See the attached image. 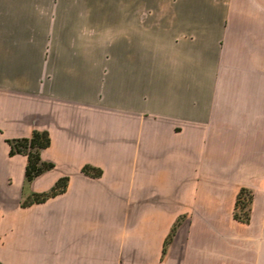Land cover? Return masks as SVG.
<instances>
[{
    "label": "crops",
    "instance_id": "0c3cea01",
    "mask_svg": "<svg viewBox=\"0 0 264 264\" xmlns=\"http://www.w3.org/2000/svg\"><path fill=\"white\" fill-rule=\"evenodd\" d=\"M0 264H264V0H0Z\"/></svg>",
    "mask_w": 264,
    "mask_h": 264
},
{
    "label": "trees",
    "instance_id": "16d2710c",
    "mask_svg": "<svg viewBox=\"0 0 264 264\" xmlns=\"http://www.w3.org/2000/svg\"><path fill=\"white\" fill-rule=\"evenodd\" d=\"M11 147L9 149L10 154L13 153H24L28 156L27 167L25 168L26 179L30 180L34 176L40 174L44 170L54 166V162L51 160H44L41 157L42 148L47 147L51 143V136L47 129L36 130L34 129L33 133L30 136L22 137H13L8 139ZM87 164L84 166L83 170L86 172L93 173V175L101 174V169L95 168ZM69 176H62L58 179L55 186L51 187L49 190L34 193L31 197L24 200V204L32 203L33 201H43L51 195H56L58 192L63 191L67 187ZM252 200L251 191L246 187H243L238 193L236 200V211L234 212L235 216L248 221L249 220V211H250V202ZM168 235V239L174 233V230ZM166 239V244H167ZM166 248V247H165ZM164 248V249H165Z\"/></svg>",
    "mask_w": 264,
    "mask_h": 264
}]
</instances>
